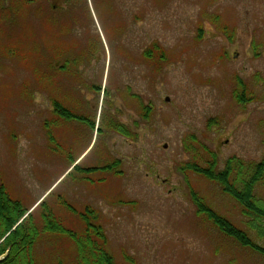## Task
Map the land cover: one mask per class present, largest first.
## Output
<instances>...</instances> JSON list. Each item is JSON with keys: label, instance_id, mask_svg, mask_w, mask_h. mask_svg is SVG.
Instances as JSON below:
<instances>
[{"label": "rangeland", "instance_id": "obj_1", "mask_svg": "<svg viewBox=\"0 0 264 264\" xmlns=\"http://www.w3.org/2000/svg\"><path fill=\"white\" fill-rule=\"evenodd\" d=\"M190 135L219 169L264 159V0H0V185L24 210L80 232L64 205L92 208L117 264H264L196 216L190 188L248 232L233 200L181 170L208 158ZM255 193L264 205V179ZM38 253L75 254L64 239Z\"/></svg>", "mask_w": 264, "mask_h": 264}, {"label": "trees", "instance_id": "obj_2", "mask_svg": "<svg viewBox=\"0 0 264 264\" xmlns=\"http://www.w3.org/2000/svg\"><path fill=\"white\" fill-rule=\"evenodd\" d=\"M143 55L151 62L155 57H158L157 61L160 62L164 56L157 46L150 47ZM236 82L237 86L232 91L233 97L238 104L243 105L246 90L237 78ZM92 90L99 92V88L95 86ZM52 105L54 115L59 119L77 118L57 101H54ZM152 110L151 107H143L142 117L147 119ZM113 125L115 126L114 122L109 130ZM115 131L122 136L131 137V134L122 127H118ZM48 139L55 148L59 147L51 134ZM188 141L198 145L208 158L202 161L203 165L196 161L184 163L181 170L193 173L217 186L222 194L233 200L240 207L241 215L247 221L248 232L236 227L228 219L212 210L205 200L190 188L189 196L196 209V216L210 224L226 240L264 260V205L255 193L256 187L264 179V159L256 165L245 166L242 161L231 158L225 162L223 169H219L217 157L213 152L201 145L194 135L188 136L186 142ZM193 145L191 148L185 146V150L193 151ZM116 165L114 163L102 169H88L83 170V173L80 172L84 177L90 173H110ZM76 168L78 166L74 169ZM64 206L69 213L79 218L82 224L80 232L64 228L51 209L44 208L39 213L32 211L28 214L30 210H24L18 201L10 197L4 185L1 184L0 264H117L105 249L107 242L101 228L95 225V211L86 207L82 212H77L69 205ZM57 238L66 240L73 247L75 254L69 263L56 258L45 261L38 253L39 246L43 242L51 245L54 240H58ZM39 257L42 259L40 260Z\"/></svg>", "mask_w": 264, "mask_h": 264}, {"label": "flooded vegetation", "instance_id": "obj_3", "mask_svg": "<svg viewBox=\"0 0 264 264\" xmlns=\"http://www.w3.org/2000/svg\"><path fill=\"white\" fill-rule=\"evenodd\" d=\"M96 59L98 60L99 57H96ZM73 62V67H76L75 65L79 64V63H76L75 61H72Z\"/></svg>", "mask_w": 264, "mask_h": 264}, {"label": "water", "instance_id": "obj_4", "mask_svg": "<svg viewBox=\"0 0 264 264\" xmlns=\"http://www.w3.org/2000/svg\"><path fill=\"white\" fill-rule=\"evenodd\" d=\"M168 100H169L168 98L165 99L166 102H167Z\"/></svg>", "mask_w": 264, "mask_h": 264}]
</instances>
